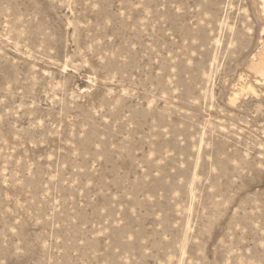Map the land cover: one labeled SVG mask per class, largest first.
<instances>
[{
  "label": "rangeland",
  "instance_id": "rangeland-1",
  "mask_svg": "<svg viewBox=\"0 0 264 264\" xmlns=\"http://www.w3.org/2000/svg\"><path fill=\"white\" fill-rule=\"evenodd\" d=\"M264 0H0V264H264Z\"/></svg>",
  "mask_w": 264,
  "mask_h": 264
},
{
  "label": "bare ground",
  "instance_id": "bare-ground-1",
  "mask_svg": "<svg viewBox=\"0 0 264 264\" xmlns=\"http://www.w3.org/2000/svg\"><path fill=\"white\" fill-rule=\"evenodd\" d=\"M253 69L260 75L264 74V54H260L259 59L253 65Z\"/></svg>",
  "mask_w": 264,
  "mask_h": 264
}]
</instances>
